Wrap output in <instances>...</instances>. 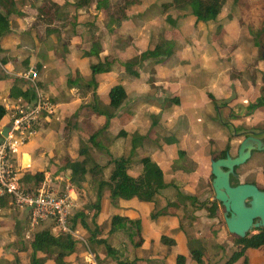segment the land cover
<instances>
[{"label": "crops", "instance_id": "crops-1", "mask_svg": "<svg viewBox=\"0 0 264 264\" xmlns=\"http://www.w3.org/2000/svg\"><path fill=\"white\" fill-rule=\"evenodd\" d=\"M95 1L91 3L92 10L89 8L88 11L93 16L91 21L99 29L97 32L104 30L107 48L99 51V57H107L111 62L108 72L95 75L96 93L102 105L108 103V93L113 85L120 84L126 93L125 100L100 137V143L108 154L96 153V161L103 173V165L109 163L110 158L126 154L132 146L139 157H149L160 167L165 182L170 185L160 191L156 203L134 197L119 199L113 204L109 192L103 189L94 223L91 221L94 209L85 206L77 210L86 213L85 222L95 235L92 238L94 245H87L88 228L77 221L72 231L69 229L78 240L76 250L65 259L66 263L116 264L106 254L103 244L95 243L104 239L120 259L135 261V264H175L178 254L185 256L186 264H194L189 255L188 239L195 241L204 254L203 244L198 241L196 233L194 237L189 236L192 233L179 223L180 211L175 210L179 208L178 200L173 201L172 198L185 196L195 197L197 202L207 200L200 197L206 190L202 173H209L210 160L219 156L230 137V132L225 134L224 125L239 127L240 118L255 125L264 119V109L253 108L259 100L264 103V50L260 58L257 55L258 48L264 47V27L258 29L260 34L256 39L254 36L258 31L251 33L248 30L252 26L245 30L239 22L238 8L242 7L239 0L234 2L237 7L232 9L230 6L224 10L226 0L220 8L212 10V16L198 22L188 11L164 7L172 0H138L125 3L126 17L121 21H115L117 16L110 11L114 21L109 28L108 18L95 8ZM50 2L57 3V11L48 15L39 13L38 9L45 3L50 5ZM73 2L16 0L18 12L9 17V33L0 38V105L5 107L21 97L9 95L15 83L29 90L36 83L52 101L54 114L41 120L35 127V133L19 149L17 158L22 167L21 175L43 171V180L48 175L58 180L64 177L66 192L76 199L79 191L69 182L68 162L82 159L78 154L80 141L101 127L105 116L93 113L85 106L93 103L91 91L80 84L67 85L68 78L87 80L91 74L90 64L97 61L94 55L83 56V51L91 48V41L85 40L81 44L80 38L87 33L90 35V32L75 30L78 25L85 26L82 10L89 6L76 9ZM167 16L172 21H166ZM40 19L45 21L37 29L34 22ZM261 20H264V14ZM59 22L61 26L55 25ZM119 36L127 38V43L121 41L118 44ZM157 45H161L160 49L133 67L136 76L125 70L123 62ZM31 71L36 73L35 79H31ZM221 100L229 102L217 103ZM4 116L7 121L0 120V141L3 138L2 127L9 123L6 113ZM211 117L214 122L206 121ZM70 118L72 121L69 123ZM222 118H226L229 124L223 123ZM169 139L174 142L169 143ZM178 150L184 152V157L174 163ZM214 153L217 156L212 157ZM100 157L108 161L101 163ZM109 165L111 170L112 164ZM140 172L141 165L132 161L127 173L137 177ZM108 175L103 174V177L106 179ZM88 180L81 190L91 196L92 199L86 202L92 204L96 185ZM169 189L174 190L172 198L165 196ZM76 201L73 200L74 206L78 204ZM86 202L82 201L81 205ZM189 202L198 207L196 202ZM167 203L170 205L166 206ZM2 208L4 212L8 207ZM155 210H160L161 214L151 219L150 214ZM114 215L128 221L139 220L141 245L134 247L132 243L135 239L133 224L127 223L125 227L112 231L111 217ZM18 221H22L19 232L24 243L12 253L0 246V264H12L13 260L19 261L16 264H26L24 259L30 256L29 242L35 227H27L24 218ZM44 224L53 234L59 232L52 223ZM2 229L0 227V232ZM3 233L2 239L8 236L7 232ZM161 236L172 239L174 243H161ZM81 242L86 249L82 248ZM246 256L249 264L252 261L253 264H264V252L248 249ZM242 258L233 264H241L244 262ZM44 264L54 262L47 259ZM203 264H210L204 255Z\"/></svg>", "mask_w": 264, "mask_h": 264}, {"label": "trees", "instance_id": "trees-1", "mask_svg": "<svg viewBox=\"0 0 264 264\" xmlns=\"http://www.w3.org/2000/svg\"><path fill=\"white\" fill-rule=\"evenodd\" d=\"M73 6L76 9L89 6L94 0H73ZM226 0H172L164 7H172L176 10L188 11L189 14L195 17L196 22L205 20V18L210 15L212 10L220 8ZM237 2L238 0H234ZM44 2H49V0H44ZM133 3V1L124 0V3ZM113 4L110 0H96L95 8L102 13V16L108 18L107 25L110 28V25L113 24L114 18L110 14V9ZM39 13L42 15H48L49 13H54L57 11V3L50 2L45 3L42 7L38 9ZM18 12L16 8V0H0V38L9 33V17ZM117 18L115 21H121L126 16L124 14L123 7L120 8L117 12ZM211 14L210 16H212ZM51 21V20H50ZM166 21H172L170 16H167ZM254 38H258L260 31L255 33ZM161 45L155 46L153 49H147L146 51L140 53L138 56L133 57L132 59L123 62L122 64L125 67V70L136 76L137 72L133 69L134 66L139 65L143 60L148 59L154 50L160 49ZM170 52H167L169 55ZM94 55L97 59L96 62L90 64L91 74L87 80H82L79 78H68L67 85H81L88 91L92 92L93 103L85 105L89 110L98 115L105 116L104 124L95 129L85 140L80 141L78 154L82 157L81 160H72L68 162V169L70 171L69 182L80 191L83 187V183L89 178L90 182L96 185L95 190V201L91 205H86L87 209H94V214L91 218V221L94 223L96 213L100 208V199L103 189H107L109 192V198L114 204L119 199H131L137 198L140 201L144 202H154L157 201V195L161 190L169 187L170 184L166 183L163 178V173L160 167L153 162L149 157H142L139 159L133 160L134 149L131 146L130 150L117 158H110L109 163L112 164V168L109 172L108 177L105 179L103 177L102 168L96 161V153H105L108 154L107 150L103 149V145L100 143V137L102 133L108 128L110 119L114 117L116 110L121 106L125 100L126 93L123 87L120 84L113 85L108 93V103L102 105L98 95L96 93L97 82L95 80V75L100 73L108 72L111 68V62L108 61L107 57L100 59L99 50L94 46L88 50L83 51V56H92ZM16 82V81H15ZM10 96L19 97L27 100L34 97L33 89H23L18 86L17 83L13 84L9 92ZM30 101V100H28ZM259 100L255 104H261ZM253 105V108L255 106ZM77 113H74L76 115ZM5 115L4 106L0 105V120ZM156 122V121H155ZM153 125V124H152ZM120 134V133H119ZM169 143L174 142V140H167ZM227 151V147L220 151L218 157H224ZM184 157V152L178 150V158L174 163L180 162ZM217 157V158H218ZM216 159V158H214ZM135 161L137 164L141 165V172L137 177H133L127 173V168L129 164ZM262 178L264 179V165L261 169ZM212 176V175H211ZM43 180V171H38L33 174L24 173L21 176V182L25 188H34L36 185H39ZM88 180V182H89ZM24 182V183H23ZM230 182L232 185L239 183L236 175L230 177ZM31 183L34 185H31ZM6 197L1 198V206H5ZM191 202H196L198 207L204 208L207 212L209 218H214L218 213V202L215 200H204L202 202H197L195 197L190 198ZM170 203H167L166 206H169ZM166 210V207L164 208ZM85 212L75 213L69 220L68 227L69 229L74 228V224L79 221L80 225L83 226L88 231L87 242L88 246L94 245L92 238L95 237L94 233L88 227V224L85 222L86 218ZM160 210H155L150 214V218L154 219L160 215ZM73 223V224H72ZM127 223L134 225V231L132 235L135 239L132 240L134 247L141 245L142 239L140 235V222L128 221L125 218H122L118 215L111 217V226L112 231L125 227ZM45 225L44 223L39 224L38 226ZM95 225V224H94ZM161 243L166 245H171L174 241L166 236H161ZM233 244L239 246L238 249L232 252L230 257L223 264H233L239 258L245 257L248 249H256L260 252H264V228L258 229V232L255 234H247L245 237L239 238L236 237L233 240ZM78 240L73 236L70 231H59L57 234H53L50 231L49 226H42V229L36 230L29 242L30 256L29 264H44L47 259H52L54 264H67L66 258L75 252L76 244ZM104 239L97 240L96 245L103 244L106 254L110 256L113 260L116 261V264H135V261L122 260L118 257L115 250L106 243ZM188 249L190 259L193 262L201 264L203 262V252L192 239H188ZM223 249V245L220 246ZM41 253V256L37 254ZM175 264H186L185 256L178 254L175 260Z\"/></svg>", "mask_w": 264, "mask_h": 264}, {"label": "rangeland", "instance_id": "rangeland-1", "mask_svg": "<svg viewBox=\"0 0 264 264\" xmlns=\"http://www.w3.org/2000/svg\"><path fill=\"white\" fill-rule=\"evenodd\" d=\"M127 1H133V0H127ZM135 1H138V0H134V2ZM239 1L242 4V7L238 8L239 12H240L239 22L245 28V30H247L246 29L247 26L249 28H250V26H252L251 29H248V30L251 31V33H255L256 31H258L259 28L264 27V20H261L263 14H264V0H239ZM110 2H111V4H113L110 11L112 13H114V15L117 16V13H115V12H117L120 8L122 9V7L125 6L124 0H110ZM234 2H235L234 0H227V3H225L223 5L224 10H228V8L230 6L232 7V9L237 7L236 5H234ZM90 6H91V4L89 5V7H87V9L82 10L83 11V13H82L83 20L80 17V20L85 22V23H83V24H85V26L82 27L81 25H78V27L75 28V30H77L78 32L79 31L83 32V29H84V30L90 32V35L87 33L85 36L83 35L84 37L80 38L81 44L85 40L86 41L88 40V41H91V43H90L91 47L94 46L97 50L103 51L102 49L106 48V45L104 43L105 33H104V30L97 32V30H99V29L96 27V25H94V22L91 21L90 17L92 15L88 11ZM69 10L72 14L73 13L72 8H70ZM78 20H79V18H78ZM44 21H45L44 19H40V21H35L34 26L38 29V25L43 26ZM55 25L61 26L62 24L59 22V23H55ZM64 38L66 40H68V37L66 35L64 36ZM117 40H118V44H119V43H121V41L122 42L124 41L125 43H127L128 39L124 38L123 36H119L117 38ZM262 44H264V42H262ZM106 50H107V48H106ZM263 50H264L263 46L258 48V52H257L258 58H260ZM81 107H82V104H81ZM259 108L264 109V103L255 104L254 110H257ZM236 113H239L238 110ZM259 114L260 113L258 112L256 115L258 116ZM187 120H188V124L190 125L191 124L190 118L187 117ZM1 121H3V122L7 121L6 117L4 116ZM71 121H72V118H70L69 123ZM206 121L214 122L213 117H211L210 119H206ZM222 121L225 124L228 123L226 121V118H222ZM232 123H236V122L233 121ZM238 123H240L241 126L238 125L239 127H233V126H229V125H224V128H223L225 131V134H227V133L229 134V132H230V137L228 140H226L227 142L225 143V145L222 148L224 149L227 147L231 156L235 155L236 149H237V146H238L239 140H240L239 135L235 134L236 132L242 131V130H248V129L249 130L250 129L255 130V131L264 130V119L262 121L257 122L254 125V124L249 123V121H246L244 118H240V121H238ZM183 128H184V125L181 124V129H183ZM234 130H235V132L233 134ZM103 155H105V154H103ZM213 156L215 157V156H217V154L214 153V155H212V157ZM95 157H96V155H95ZM133 157H135L137 159L141 158L137 155L135 150H134V156ZM99 161L101 163H105L108 160L106 161L105 158L100 157ZM107 165H108V167L106 168ZM263 165H264V150L263 151H256L251 155L250 159H248L244 164L238 166L235 169L234 173H235L239 183H255L264 189V179L262 178V174H261V169H262ZM103 167H104L103 168L104 169L103 174L108 175V172L110 171L111 166L109 165V163H107L106 165H103ZM208 169H209V173H208V171H204L202 173L204 181H206V190H204L203 194L200 195V197L206 198L207 200H213V190L211 187L212 176L210 175V168H208ZM46 184H50L51 187L53 188V190H55V192H57L58 194L67 193L66 192L67 191V188H66L67 187V181L65 180L64 177L61 180H58L57 178H54L51 175H48V177L46 178ZM31 185H33V184L31 183ZM33 187H34V185H33ZM173 192H174L173 189H169L168 191H166V193H165L166 198H168V197L172 198ZM77 197L78 198L80 197V199H78V198L74 199L71 196V201L73 202V200H77L76 203H78L76 206L72 207L73 215L75 213H78L77 210H79L80 208H83L86 205H91L90 203L86 202L87 199L89 201H90V199H92L91 196H89L90 197L89 198L87 194L86 195L84 194L83 190H80L78 192ZM184 197L181 196L179 199H176V197L172 198V199H174L173 201L178 200L179 208L175 209V210H178V212L180 211L179 212V218H180L179 223L182 226L187 227L186 230H188L189 232L192 233V235L189 234V236L194 237V235L196 233V235L199 238L198 241L203 244L204 256H205V259L208 263H210V264L211 263L212 264L213 263L214 264H223L230 257L232 252L239 248V246L236 244H233V241H232L234 238H236V236L233 234H230L226 229V226H225V223H224L223 217H222L223 207L219 204L217 216L214 218H209L206 210H202L201 208L192 205L189 202L190 198H188V197L184 198ZM82 201H85L86 203L84 205H81ZM5 209H7V210L4 212L2 211V213H0V227L3 228L2 232H0V241H2L0 246H2L3 248H6V249H10L9 251L12 253L13 252L12 250H19L24 243V241L21 240V237H23L21 235L22 233L19 232L20 226H22L21 225L22 221H18V220H21V218H24L27 227H29V224H28V221L26 219V215L24 212L19 211L17 209H13V208L12 209L11 208L10 209L5 208ZM90 214H91V212L88 213L89 216H90ZM45 225L35 227V230L42 229V226H45ZM3 232H7V234H8V236L4 239H2V237H3L2 234H4ZM253 233H255V231H253L252 234ZM221 245L224 246L223 249H221V247H220ZM81 246L83 249L84 248L86 249V247L83 243L81 244ZM1 259H2V257L0 258V260ZM242 259L244 262H241V264H249L247 261V256L243 257ZM24 260H25L24 262H26V264H29V256H28V258H26ZM18 262L16 260H13L10 263L16 264ZM253 263H254V261H252V264ZM2 264H4V263H2ZM194 264H198V263L194 262ZM201 264H203V262Z\"/></svg>", "mask_w": 264, "mask_h": 264}, {"label": "built area", "instance_id": "built-area-1", "mask_svg": "<svg viewBox=\"0 0 264 264\" xmlns=\"http://www.w3.org/2000/svg\"><path fill=\"white\" fill-rule=\"evenodd\" d=\"M30 77L35 79L36 73L31 71ZM32 89L34 97L30 101L18 98L4 107L10 128L0 141V200L5 196L9 209L24 212L30 227L52 223L60 232L70 231L68 220L74 206L70 193L58 194L46 184V179L29 189L20 181L22 167L17 158L20 147L35 133L39 122L55 112L54 104L36 83ZM2 209L0 203V212Z\"/></svg>", "mask_w": 264, "mask_h": 264}, {"label": "water", "instance_id": "water-1", "mask_svg": "<svg viewBox=\"0 0 264 264\" xmlns=\"http://www.w3.org/2000/svg\"><path fill=\"white\" fill-rule=\"evenodd\" d=\"M227 102L229 100L217 103ZM9 128V123L2 127L3 137ZM246 133L248 132H243ZM253 150H264V141L250 134L241 140L236 155L231 156L227 152L225 157L210 160L213 200L223 207L222 217L227 231L239 238L252 234L253 231L257 233L258 229L264 228V189H259L254 183L231 185L229 180L234 169L244 164Z\"/></svg>", "mask_w": 264, "mask_h": 264}, {"label": "flooded vegetation", "instance_id": "flooded-vegetation-1", "mask_svg": "<svg viewBox=\"0 0 264 264\" xmlns=\"http://www.w3.org/2000/svg\"><path fill=\"white\" fill-rule=\"evenodd\" d=\"M235 131V130H234ZM243 132H248V133H246V134H243ZM264 130H259V131H255V130H242V131H238V132H236L235 134L236 135H239V137H240V140H239V143L241 142V140L243 139V138H245L247 135H253V136H255V137H258V138H261L263 141H264ZM239 145V144H238ZM227 146V145H226ZM238 147V146H237ZM225 149V148H224ZM237 150V149H236ZM257 150H253L252 152H251V155L254 153V152H256ZM263 151V150H262ZM227 152H229L228 151V149H227V151H226V153ZM226 153H225V155H226ZM230 154V153H229ZM235 155H236V153H235ZM234 156V155H233ZM225 157V156H224ZM251 157V156H250ZM219 158V157H218ZM250 159V158H249ZM237 168V167H236ZM235 168V169H236ZM235 169H234V171H235ZM233 175H235V173H233L232 175H230V177L231 176H233ZM230 177H229V180H230ZM231 183V182H230ZM239 184V183H238ZM255 184V183H254ZM232 185V184H231ZM255 185H257V184H255ZM257 187L259 188V189H263V188H261L259 185H257Z\"/></svg>", "mask_w": 264, "mask_h": 264}]
</instances>
